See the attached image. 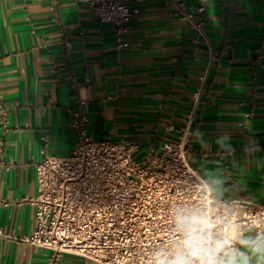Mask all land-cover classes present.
Wrapping results in <instances>:
<instances>
[{"label": "crops", "instance_id": "1", "mask_svg": "<svg viewBox=\"0 0 264 264\" xmlns=\"http://www.w3.org/2000/svg\"><path fill=\"white\" fill-rule=\"evenodd\" d=\"M127 2L132 18L119 45L114 27L83 3L0 0V264L51 262L25 242L35 210L19 203L37 195L35 164L74 148L75 110L95 140L142 151L178 141L191 121L194 169L223 161L233 180L264 186V0H208L201 38L166 0ZM206 69L204 104L191 118ZM223 134L238 161L209 148ZM60 264L96 263L63 255Z\"/></svg>", "mask_w": 264, "mask_h": 264}, {"label": "built area", "instance_id": "2", "mask_svg": "<svg viewBox=\"0 0 264 264\" xmlns=\"http://www.w3.org/2000/svg\"><path fill=\"white\" fill-rule=\"evenodd\" d=\"M111 24L119 45L130 27L127 0H72ZM172 15L204 37L208 0H166ZM198 43V40L195 41ZM208 69L199 75L190 117L203 104ZM83 104V102H81ZM190 123V124H189ZM176 142L141 150L126 141L95 140L83 110L71 113L77 141L67 156L45 155L35 164L37 195L23 199L35 210L36 226L25 242L50 252V264L73 255L96 264H135L168 234V209L187 199L191 166V121Z\"/></svg>", "mask_w": 264, "mask_h": 264}, {"label": "clouds", "instance_id": "3", "mask_svg": "<svg viewBox=\"0 0 264 264\" xmlns=\"http://www.w3.org/2000/svg\"><path fill=\"white\" fill-rule=\"evenodd\" d=\"M203 136L197 130V143ZM213 146L238 161L230 135L217 137ZM209 165L191 177L187 199L169 207L168 234L135 264H264V186L233 180L223 161Z\"/></svg>", "mask_w": 264, "mask_h": 264}]
</instances>
